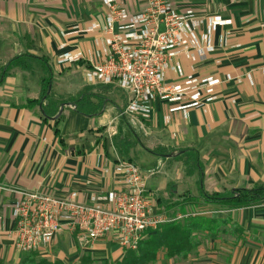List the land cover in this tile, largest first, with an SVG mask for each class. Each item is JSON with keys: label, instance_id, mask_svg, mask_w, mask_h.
<instances>
[{"label": "crops", "instance_id": "1", "mask_svg": "<svg viewBox=\"0 0 264 264\" xmlns=\"http://www.w3.org/2000/svg\"><path fill=\"white\" fill-rule=\"evenodd\" d=\"M117 1L133 12L145 2ZM171 1L180 11L219 14L231 24L217 28L213 51L197 62L173 58L167 80H180L177 62L187 75L233 79L200 107L172 112L170 102L157 98L148 118H131L124 114L129 91L88 80L106 57L103 0H0V75L16 56L39 58L32 70L12 67L0 83V264H20L30 254L17 249L11 232L21 191L77 193L82 202L107 204L105 196L125 186L119 159L141 168L155 213L171 222L209 219L186 257L161 249L148 264H264V200L225 209L203 197V190L226 194L264 184V0ZM66 53L81 58L60 63ZM49 75V92L66 101L55 117L43 111L42 79ZM78 96L84 111L69 101ZM63 223L38 257L63 264H82L84 255L123 258L115 234L84 245Z\"/></svg>", "mask_w": 264, "mask_h": 264}, {"label": "built area", "instance_id": "2", "mask_svg": "<svg viewBox=\"0 0 264 264\" xmlns=\"http://www.w3.org/2000/svg\"><path fill=\"white\" fill-rule=\"evenodd\" d=\"M103 4L106 57L93 66L88 80L117 84L129 91V103L124 110L127 117L148 118L157 98L170 102L172 112L200 107L215 100L220 84L233 79L187 75L177 62L173 69L180 80H167L173 58L185 54L197 62L213 51L212 35L217 28L231 24V20L219 14L199 15L193 9L180 11L171 0H145L136 12L117 0H103ZM80 58V53H66L59 61ZM116 170L124 175L125 186L109 192L105 196L107 204L82 202L77 193L60 197L37 190L21 191L20 200L14 204L11 231L17 249L31 253L51 245L64 221L84 245L115 234L122 247L137 249L149 230L172 221L165 214L154 212L144 174L137 164L119 159Z\"/></svg>", "mask_w": 264, "mask_h": 264}, {"label": "trees", "instance_id": "3", "mask_svg": "<svg viewBox=\"0 0 264 264\" xmlns=\"http://www.w3.org/2000/svg\"><path fill=\"white\" fill-rule=\"evenodd\" d=\"M38 60L39 58L32 54L16 56L1 68L0 83L4 80L6 72L12 67L32 70V62ZM42 85L44 88L43 99L47 102V105L43 106V111L47 117H55L59 114L61 105L66 101L55 99L49 92L51 89L50 75L48 78L42 79ZM80 97L83 96L71 97L69 101L77 105L79 110L84 111ZM56 131L59 133L58 130ZM203 197L225 209L248 207L264 200V184L251 188H235L226 194H209L203 190ZM208 224L209 219L195 215L165 224L156 230H149L137 249L125 248V254L120 261L111 263L105 260L102 264H148L156 259L161 249H166L168 257H186L196 246L195 232L204 230ZM94 262L95 260L90 255H84L82 258V264H94ZM20 264H63V262L38 257L37 252L34 251L25 255Z\"/></svg>", "mask_w": 264, "mask_h": 264}, {"label": "rangeland", "instance_id": "4", "mask_svg": "<svg viewBox=\"0 0 264 264\" xmlns=\"http://www.w3.org/2000/svg\"><path fill=\"white\" fill-rule=\"evenodd\" d=\"M197 209L196 208H194V211H196ZM75 263V262H74ZM103 262L102 261H100V260H95V262H94V264H102Z\"/></svg>", "mask_w": 264, "mask_h": 264}]
</instances>
